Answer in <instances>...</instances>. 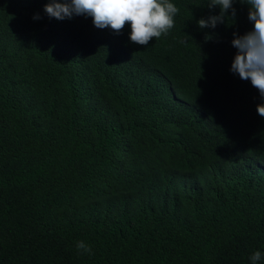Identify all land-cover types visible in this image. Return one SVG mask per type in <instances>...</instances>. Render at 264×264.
<instances>
[{
	"label": "trees",
	"instance_id": "1",
	"mask_svg": "<svg viewBox=\"0 0 264 264\" xmlns=\"http://www.w3.org/2000/svg\"><path fill=\"white\" fill-rule=\"evenodd\" d=\"M172 2L144 47L0 0V264H264V99L230 71L249 5L201 29L219 6Z\"/></svg>",
	"mask_w": 264,
	"mask_h": 264
},
{
	"label": "clouds",
	"instance_id": "2",
	"mask_svg": "<svg viewBox=\"0 0 264 264\" xmlns=\"http://www.w3.org/2000/svg\"><path fill=\"white\" fill-rule=\"evenodd\" d=\"M235 2L236 0H208L207 7L211 10L219 6L220 13L199 19L198 26L201 29H215L218 24L227 20L229 9L230 17L234 19ZM239 2L249 5L248 19L254 23V27L244 35L233 34L235 38L232 46L238 51L230 71L238 73L242 80H250L264 99V0ZM44 11L50 18L57 20L71 19L74 16L91 17L96 28H110L117 34L130 26V42L146 47L153 38L158 40L174 28L175 16L180 9L172 0H48ZM34 19L41 17L36 14ZM205 39H211V36L206 35ZM180 42L186 43L183 40ZM257 112L264 118V103L257 105ZM76 247L91 254V247L84 241H78ZM250 259L252 264H257L262 259L261 252L256 251Z\"/></svg>",
	"mask_w": 264,
	"mask_h": 264
}]
</instances>
